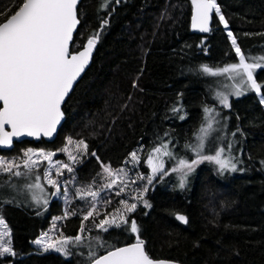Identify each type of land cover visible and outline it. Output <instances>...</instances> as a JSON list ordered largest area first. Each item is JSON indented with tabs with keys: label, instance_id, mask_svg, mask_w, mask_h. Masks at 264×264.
Masks as SVG:
<instances>
[{
	"label": "trees",
	"instance_id": "trees-1",
	"mask_svg": "<svg viewBox=\"0 0 264 264\" xmlns=\"http://www.w3.org/2000/svg\"><path fill=\"white\" fill-rule=\"evenodd\" d=\"M21 3L0 0V14L13 13ZM217 4L227 28L214 13L210 31L198 33L190 28L189 0H108L104 6L102 0H80L71 49L93 34L98 38L90 65L63 104L65 116L55 139H25L10 150H0L18 156L25 147H44L58 149L59 158L71 153L76 157L69 165L73 171L63 169L57 177L67 196L54 197L45 207L27 205L12 191H1L16 177L0 173V217L10 227L16 253L0 257V264H88L90 251L97 256L109 246L136 241L137 236L151 257L184 264H264V107L258 95L247 92L221 109L235 133L237 171L221 173L214 163L204 161L188 172L183 188L177 172L171 171L180 159L197 155L186 145L202 123L203 105L212 103L207 90L211 76L201 71V65L212 68L237 60L227 29L242 52L264 47V0ZM5 15H0V22ZM256 78L264 86V69H258ZM261 95L264 98V87ZM80 140L87 144L86 151L77 150ZM164 141L178 154L165 158L168 175L161 178L158 173L149 184L147 157ZM132 152L139 157L130 171L135 192L116 195L118 182L103 189L110 180L101 163L127 170L134 162ZM41 169L33 171L41 174ZM89 186L99 192L96 201L77 194V189ZM145 187L143 199H134ZM121 200L136 203V210L124 212ZM93 202L99 215L84 220ZM117 210L124 212L128 224L111 226L107 232L95 226ZM66 211L75 215L65 218ZM177 214L187 223L177 220ZM53 216L60 218L56 220L60 235L85 237L79 245H67L68 254L38 251L33 244ZM131 220L137 222L138 233L130 231Z\"/></svg>",
	"mask_w": 264,
	"mask_h": 264
},
{
	"label": "snow or ice",
	"instance_id": "snow-or-ice-1",
	"mask_svg": "<svg viewBox=\"0 0 264 264\" xmlns=\"http://www.w3.org/2000/svg\"><path fill=\"white\" fill-rule=\"evenodd\" d=\"M119 2V0H117ZM78 0H22L18 10L14 13L0 14L5 18L0 22V146H10L14 137H51L57 130L63 113L61 105L65 102L73 88L77 78L84 71L85 66L89 62L93 47L97 42L98 34H93L87 40V44L83 46V51L77 54L69 53V41L73 38V31L76 29L79 20L77 17ZM192 4V27L199 29L201 32H209V22L211 13L219 17L220 23L227 28V21L221 14L217 0H191ZM231 39L232 48L238 58V63H231L223 68L213 69L207 65H201V71L207 75L218 76L227 75L228 79L235 80L239 77V83L235 85V95L243 94L245 91H255L260 93L262 86L254 78L257 69H264V57L254 59L249 63L241 48L237 45V40L232 32H228ZM219 103L225 108L230 107L228 96L217 94ZM264 104V98L260 100ZM180 109L174 108L173 111ZM214 110L205 107V120L207 127H201L200 132L207 134L212 128L214 117L207 114ZM218 115V114H217ZM183 119V117H181ZM9 127L11 131H6L5 127ZM239 131V129H238ZM235 135V133H233ZM200 143L197 146L198 158L188 163L184 159L179 160V166L171 169L173 172L180 171L181 168H187L192 171L193 167L203 160L214 162L219 166L221 173L228 170L237 171V165L232 158H222L224 148H219L215 155H199L204 147L203 136L199 137ZM71 138L68 144H72ZM78 151H86L87 144L83 140L76 142ZM186 147H190L186 145ZM231 144H229V150ZM63 151L67 152L65 148ZM53 152H45L43 150H34L28 148L23 152L22 163L15 160L7 161L0 158V173H6L11 177L30 176L34 169H37L43 161L49 162V168H46L43 177L35 176V182L28 184L29 190L36 189L41 193L44 188L41 179L48 185L57 189L59 192L58 181L53 179L50 168L55 167L56 176L62 175V169L72 172L73 169L68 164L60 165L59 162L53 164ZM92 155H95L93 153ZM131 160L138 162L139 157L136 152L130 154ZM161 156L172 157V153L168 150V145L162 144L160 147L153 149V154L149 155L148 165L151 168V175L146 179L149 184L152 183L157 173H161V178L168 175V171L164 168V163L160 159ZM69 159L76 160V157L69 153ZM155 161V162H154ZM21 168L23 171H21ZM101 168L110 182L103 185V189H111L117 184L119 179L124 180L123 169L113 170L110 166L101 163ZM123 173L124 175H121ZM187 173H184L186 176ZM184 176L180 178V187H184ZM140 179H145L141 176ZM101 189V191L103 190ZM80 199L92 197L96 201L99 196L98 191H92L91 186L85 189H77ZM124 191V187L119 189L116 195H120ZM139 192L134 197L136 200H142L144 192ZM57 193H52L56 195ZM67 196V191H65ZM33 200L40 202V197L33 196ZM10 202V201H9ZM47 204V199L43 201ZM146 207H150L146 200L143 201ZM124 212L131 213L137 208L136 203L129 204L125 200L120 201ZM124 212L117 210V214L109 218L107 215L101 219L95 226L101 231L107 232L111 226L120 227L121 224H128L129 220ZM75 213L65 212V218ZM96 204L93 202L87 214L83 217L88 220L90 217L98 216ZM118 217V219H117ZM57 219H60L59 217ZM176 219L187 223V219L183 215H177ZM0 225H4V221L0 220ZM6 228L7 226L4 225ZM81 233L85 231L83 223L80 229ZM130 231L138 233L139 229L135 220L130 221ZM8 236L7 242L4 237ZM85 240L82 235L75 237H64L61 233L59 240H53L47 233L35 241L38 245H43L44 250L53 249L57 252L67 253L66 246L69 244L79 245ZM98 244L103 247L104 244L100 238H96ZM112 250L107 251L105 255L96 256L95 251L89 252L91 264H166L163 261H154L145 250L144 241L137 236L136 242L125 247L109 246ZM5 255H16L11 247L10 233L0 232V257Z\"/></svg>",
	"mask_w": 264,
	"mask_h": 264
},
{
	"label": "rangeland",
	"instance_id": "rangeland-1",
	"mask_svg": "<svg viewBox=\"0 0 264 264\" xmlns=\"http://www.w3.org/2000/svg\"><path fill=\"white\" fill-rule=\"evenodd\" d=\"M107 1L108 0H102V5L104 6L105 4H107ZM229 31L230 30L227 29V32H229ZM243 53H244V55L246 57V61L251 63V62H253L254 59H257V58H260V57H264V47L262 49H258L256 51H251V52H248V53L243 52ZM234 63H238V58H237V60ZM226 65H228V64H224V65L217 66V67H212V68L213 69L223 68ZM257 71H258V69L256 70V72ZM256 72L254 73V78L257 80L258 83H260L262 85V82L256 78ZM209 76H211V75H209ZM238 83H239V77H237L235 80H231V79L227 78V75L211 76V80H210V82L208 84L207 90H208V94H209V97H210L212 103L211 104L206 103V104L203 105L202 123L197 128V130L195 131L194 139L189 144L190 147H187L189 152L197 153L196 149H197V146L200 143L199 137L203 136L204 147L199 152V155H215L216 151L219 148L223 147L224 148V152L222 154V158L231 157L233 162L236 163L237 168H238L237 142H236V139H235V135H233L231 133L232 129H230V127H229L228 117L225 114L221 113V109L224 108V106L219 103V98H218L217 94L219 93V94H222V95H227L228 96V100L230 102V100L232 98L240 97L243 94H245L247 92H250V91H245L242 88L241 90L243 91V94L240 95V96H236L235 95V85H237ZM256 94L258 95L260 100H261V98H263L262 95H261V92L260 93H256ZM206 106L214 110L212 113L207 114V115H209L211 117H214V120H213V123H212V128L209 129L207 134H204V133L200 132V129H201V127H207V121L205 120L206 114L204 112V108ZM263 107H264V104H263ZM163 144L168 145V150L170 152L172 151V154L174 156L176 154H178V153H176V152H174L172 150V147L170 146V144L168 142L164 141ZM229 144H231V149L230 150H229ZM161 145L162 144H160L158 146H155L154 148L160 147ZM28 148H30V147L23 148L21 150V153L18 156L16 154H3V153H0V158H2L4 160H7V161L15 160L17 163H22L23 152L26 149H28ZM32 149L37 150V151L43 150L45 152H53V153H55V155L52 157L53 164H55L56 162H59L60 165H63V164L70 165L71 162L72 163L74 162V161L70 160L69 158H59V157H57L58 149H48V148H44V147H35V148H32ZM153 149L150 151L149 155L153 154ZM149 155L147 157V164H148ZM181 156H183V155H181ZM168 157L169 156H161L160 157V159L164 163V168H165V158H168ZM197 158H198V155H196L193 159H184V160H186L188 163H191L192 160H195ZM68 161H69V163H67ZM204 161H207V160H203L201 162H204ZM208 162H210V161H208ZM212 163H214V162H212ZM130 164L131 165L127 166L128 167L127 170L125 168H123V167L120 168V169L124 170V173H126V175L121 173V175H124L123 182H121L119 179L117 180V182L120 185V188L124 187V192L125 193H128L129 191L135 192V188H133V183L131 182L132 173L130 171L133 169V167L136 165V163L135 162H133V163L131 162ZM197 165H195L193 167V169ZM214 165L219 170V166L217 164H215V163H214ZM39 166H42L41 174L39 172H37V171H33V174H31L30 176L16 177L12 182H9L8 185H3L1 187V191H3V192L12 191L14 196L18 197L21 201L25 202L27 205H32L33 207H38L40 205H42V207H45V206H47L49 204V202L51 201L52 198L59 197V196H61L62 198L65 197V194H64L65 193V189L60 185L61 184L60 183L61 180L59 181V179L56 176L55 167H51L49 170H50L52 178L56 179L58 181V186L61 187V189H59V192H57L56 188H53L52 191L49 192L47 190V188L45 187V184H47V183L44 182L43 179H41V184H42V187L44 188V192L43 193H41L39 190H36V189L29 190L26 187L28 184H31V183L35 182V176L36 175H40L41 177H43L44 170L46 168H49V162L48 161H43ZM178 166H179V161L171 169H173L174 167H178ZM148 169L149 170L147 172V176L151 175V172H152V170L149 167V165H148ZM62 172H63V169H62ZM188 172L189 171H188L187 168H181L180 171H177V174L181 178V176H184V173L188 174ZM228 172H232V171H228ZM186 176H184V178ZM54 192L57 193V194L56 195H52V193H54ZM34 195L40 197V202L39 203H37L35 200H33L32 197ZM45 199H47V201H48L47 204H45L43 202ZM111 217H109V218H111ZM57 218H58L57 216L56 217H54V216L51 217V222L49 223L47 228H45V230H43V232L39 235V237L36 238L33 241V244H34L35 248L38 251H45L43 245H38V244L35 243V241L40 239L44 233H47L49 237L53 238V240H59L61 238V235H60L59 231L57 230V225H56L57 224V221H56ZM0 220H3L2 217H0ZM4 225H6L7 227L5 228ZM4 225H0V232L10 233V227L5 221H4ZM8 238H9L8 236H5L4 237V242H7ZM49 250H53V249H49Z\"/></svg>",
	"mask_w": 264,
	"mask_h": 264
},
{
	"label": "water",
	"instance_id": "water-1",
	"mask_svg": "<svg viewBox=\"0 0 264 264\" xmlns=\"http://www.w3.org/2000/svg\"><path fill=\"white\" fill-rule=\"evenodd\" d=\"M189 1H190V4H191V0H189ZM79 3H80V0H78L77 7H78ZM16 10H18V8H17ZM13 13H14V12H13ZM214 13H215V12H213V13L210 14L212 18H213ZM77 17H78V13H77ZM212 18L210 19V22H209V28L211 27ZM78 20H79V17H78ZM2 21H3V20H2ZM2 21H1V22H2ZM79 22H80V20H79ZM78 25H79V23H78ZM78 25H77L76 29L73 31V37H74L75 32L77 31ZM190 28L192 29V31H195V32H198V33H205V32H201V31H199V29H194V28L192 27V4H191V16H190ZM72 41H73V38H72L71 41H69V53H70V54H77L78 52L83 51V46L87 44V40H86V41L84 42V44H83L81 47H79L78 49H74V50H72V49H71ZM95 47H96V44H95L94 47H93V50H92V53H91V55H90V58H89V62H88V64L85 66V69H84V71L81 73V75L77 78V81L74 83L73 87L75 86V84L78 82V80L81 78V76L83 75V73L85 72V70H86V69L88 68V66L90 65L91 60H92V56H93V53H94V50H95ZM72 89H73V88H72ZM71 91H72V90H71ZM71 91H70V92H71ZM69 94H70V93H69ZM69 94H68V95H69ZM67 97H68V96H67ZM67 97H66V98H67ZM66 98H65V100H66ZM63 104H64V103H63ZM63 104L61 105V111H62V113H63V117H62L60 123L57 125V130H56V132H55L51 137H45V136H42V135H41L40 137H29V136H26V135H25V136H21V137H14V138H13V142H12V144H11L10 146H0V150H10V149H12V148L14 147V144H15L16 141H21V140H25V139H27V140H34V141H38V140H40V139H44V140H46V141H52V140H54L55 137H56V135H57V133H58V130H59V128H60V126H61V124H62V122H63V120H64V116H65V115H64V111H63ZM0 106H2V104H0ZM5 130H6V131H11V129H10L9 127H7V126L5 127ZM177 215H182V214H177ZM177 215H176V216H177ZM135 242H136V241H130V242H126V243H123V244L117 245V246H115V247H125V246H128V245H130V244H133V243H135ZM109 250H112V248L107 249V250L101 252L100 254L97 255V257H98V256H101V255H105V254L107 253V251H109ZM150 258H152L154 261H163V262H166V264H184V263H182V262H180V261H177V260H174V259H170V258H164V257H151V256H150ZM88 264H91V261L88 262Z\"/></svg>",
	"mask_w": 264,
	"mask_h": 264
}]
</instances>
